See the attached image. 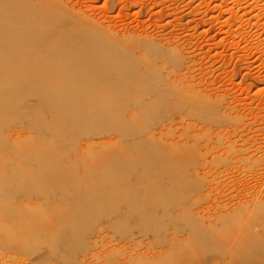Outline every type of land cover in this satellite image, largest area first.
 <instances>
[{
	"label": "rangeland",
	"instance_id": "1",
	"mask_svg": "<svg viewBox=\"0 0 264 264\" xmlns=\"http://www.w3.org/2000/svg\"><path fill=\"white\" fill-rule=\"evenodd\" d=\"M61 1L185 50L217 107L172 127L184 109L24 94L0 131V180L19 183L1 188L0 264H252L264 220L244 227L223 202L264 196V0Z\"/></svg>",
	"mask_w": 264,
	"mask_h": 264
},
{
	"label": "bare ground",
	"instance_id": "2",
	"mask_svg": "<svg viewBox=\"0 0 264 264\" xmlns=\"http://www.w3.org/2000/svg\"><path fill=\"white\" fill-rule=\"evenodd\" d=\"M174 46L111 29L61 0H0V102L6 110V115L0 111V131L22 111L18 99L24 94L82 97L93 110L181 108L169 125L187 123L200 114L199 108L217 106L210 94L198 89L202 81L194 61ZM23 118L36 124L30 114ZM65 129L64 123L57 125V135ZM3 185L8 190L19 183L0 180V193ZM0 201L3 209L12 208L2 195ZM223 206L231 208L244 227L249 217L264 220V196ZM17 230L12 224L3 232L25 239ZM50 230L49 239H61V228L54 225ZM249 246L252 264H264V229L251 236Z\"/></svg>",
	"mask_w": 264,
	"mask_h": 264
}]
</instances>
